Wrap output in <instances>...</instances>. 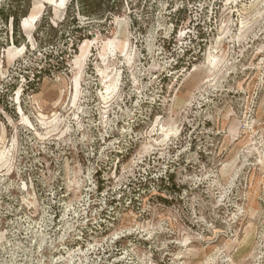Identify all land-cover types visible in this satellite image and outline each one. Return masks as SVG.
<instances>
[{"label": "rangeland", "instance_id": "rangeland-1", "mask_svg": "<svg viewBox=\"0 0 264 264\" xmlns=\"http://www.w3.org/2000/svg\"><path fill=\"white\" fill-rule=\"evenodd\" d=\"M263 1L0 0V264H264Z\"/></svg>", "mask_w": 264, "mask_h": 264}, {"label": "bare ground", "instance_id": "bare-ground-1", "mask_svg": "<svg viewBox=\"0 0 264 264\" xmlns=\"http://www.w3.org/2000/svg\"><path fill=\"white\" fill-rule=\"evenodd\" d=\"M65 1L66 0H48V2H50V3H52V5H53V9H54V11H55V13H57L58 12V10L59 9H61V8H63V7H65ZM263 3H264V1H263ZM256 8V7H255ZM256 10V9H255ZM258 15H259V13H258ZM259 16H261V15H259ZM254 17V16H253ZM255 18H256V16H255ZM260 18V17H259ZM32 20V17H29V18H23L22 19V25H23V27L24 28H28L29 27V20ZM258 19V18H257ZM248 21V20H247ZM247 21H245V22H241L240 23V32H241V35L240 36H237V38L239 39V38H241V36H243L244 35V33H245V30H246V28H247V26H248V23L249 22H247ZM29 31V30H28ZM27 35L29 36L30 35V33H27ZM218 45H220V42H218ZM79 59V58H78ZM83 60V59H82ZM208 61H209V63L213 66V67H215V68H217V66L219 65V64H221L223 61H224V56H221L220 58L218 57V59L216 58V57H213V56H210V57H208ZM75 65V64H74ZM80 67L81 66H79L78 67V69H80ZM78 71V70H77ZM79 72V71H78ZM78 75L76 74L75 75V86H74V90H75V96H74V100L76 99V96L78 95V86H77V77ZM114 83H115V80L114 79H110L109 80V85H108V87H107V92L108 93H111L113 90H112V88H113V86H114ZM26 122H28L27 120H26ZM253 142V140H252V138H251V135L250 134H248L247 135V137H246V142ZM260 152H258V154H259ZM257 154V155H258ZM263 155V154H262ZM5 157V152H1L0 153V159H3ZM7 160V158L5 157V160H3V162H5ZM8 161H6V163H7ZM259 164H261V166H262V164H264V162L261 160V158H260V160H259ZM264 169V168H263ZM262 169V170H263Z\"/></svg>", "mask_w": 264, "mask_h": 264}, {"label": "trees", "instance_id": "trees-1", "mask_svg": "<svg viewBox=\"0 0 264 264\" xmlns=\"http://www.w3.org/2000/svg\"><path fill=\"white\" fill-rule=\"evenodd\" d=\"M76 4H77V13L88 19L99 16L102 17L106 12H113V8L110 7L108 8V6H106L103 9L99 7L97 8V10H94V8H91L92 5L88 4L87 0H76ZM0 16L3 18L4 21H6L7 16H9V14L4 15V10H1ZM10 19H11L10 24L13 28L14 35L16 36L18 32V16L16 14L11 13ZM72 20L73 23H76V20L74 18H72ZM88 28H89L88 23L86 24V26H82V29L84 30Z\"/></svg>", "mask_w": 264, "mask_h": 264}]
</instances>
